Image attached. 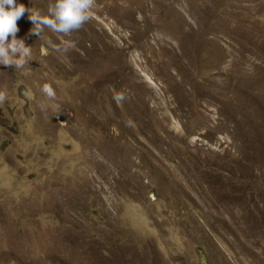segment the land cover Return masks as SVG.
<instances>
[{"label":"rangeland","instance_id":"rangeland-1","mask_svg":"<svg viewBox=\"0 0 264 264\" xmlns=\"http://www.w3.org/2000/svg\"><path fill=\"white\" fill-rule=\"evenodd\" d=\"M90 15L0 65V264H264V0Z\"/></svg>","mask_w":264,"mask_h":264},{"label":"clouds","instance_id":"clouds-1","mask_svg":"<svg viewBox=\"0 0 264 264\" xmlns=\"http://www.w3.org/2000/svg\"><path fill=\"white\" fill-rule=\"evenodd\" d=\"M96 0H48L46 11H41L33 7H27L18 0H0V65L6 68H14L16 71H23L24 75H30V69L26 70L28 62L32 60V49L25 44L24 39L17 38L19 27L17 21L28 14V19L32 23L29 35L41 37L45 29L53 33L70 37L73 32H77L91 19V11ZM9 36L11 40L9 41ZM49 46L51 42L49 41ZM74 44L67 43L56 45L54 50L66 54ZM40 91L48 101L56 99V92L51 84L44 83ZM113 99L117 104L126 100L124 92L114 94ZM7 100V92L0 90V105ZM41 111H46L49 107L54 110L58 106L45 103L39 106Z\"/></svg>","mask_w":264,"mask_h":264}]
</instances>
